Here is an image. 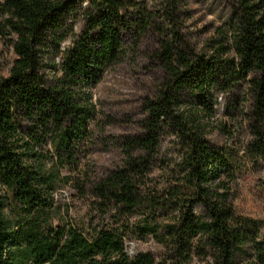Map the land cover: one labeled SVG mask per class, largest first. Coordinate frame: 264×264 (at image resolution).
I'll use <instances>...</instances> for the list:
<instances>
[{"label": "trees", "instance_id": "obj_1", "mask_svg": "<svg viewBox=\"0 0 264 264\" xmlns=\"http://www.w3.org/2000/svg\"><path fill=\"white\" fill-rule=\"evenodd\" d=\"M70 1L75 0H0V13L8 16L5 23L13 35L15 55L7 74H0V264H155L149 253L128 256L123 237L116 230H84L61 218L54 223L57 175L29 162L40 155L34 145L47 143V137L56 135L58 140L51 143L59 161L72 164L67 148L74 132L69 123L82 127L84 114L68 85H94L104 68L118 59L124 32L140 39L152 29L158 35L153 58L162 72L160 87L154 98L145 102L146 117L140 132L127 142L140 154L128 159L116 180L99 185L100 204L129 213L147 200L164 215L172 211L173 216L147 228L175 248L171 264H182L193 241L204 243L217 264H238L246 245L254 248L264 264V244L251 232L234 226L236 215L227 194L209 189L208 174L214 177L216 168L207 167L210 163L226 166L224 158L175 107L177 91L199 82L204 92L209 76L227 82V88H237L242 81L251 100L250 146L264 156L260 127L264 121V1L238 0L234 6L230 45L235 60H229L218 53L208 59L195 56L172 13L170 29L164 30L151 14L130 13L128 6L133 4L127 0H95V12L88 16L84 33L63 56L60 86L46 85L37 73L36 47L47 26ZM23 120L37 124L39 132L31 134L32 142L26 140ZM164 128L185 144L180 169L184 174L145 198L142 178L149 165L144 160L155 155ZM198 206L204 218L196 215Z\"/></svg>", "mask_w": 264, "mask_h": 264}, {"label": "rangeland", "instance_id": "obj_2", "mask_svg": "<svg viewBox=\"0 0 264 264\" xmlns=\"http://www.w3.org/2000/svg\"><path fill=\"white\" fill-rule=\"evenodd\" d=\"M127 1L133 4L128 6L130 13H149L164 30L170 29L172 13L195 56L208 59L218 53L223 59L235 60L230 29L238 0ZM249 1L259 4L264 0ZM95 8V0L66 2L60 15L43 32L36 47L37 73L46 85L60 86L63 56L72 42L84 33L86 20L94 14ZM7 17L0 13V74L3 75L15 59L11 45L13 35L5 23ZM157 36L154 29L140 39L124 32L118 59L104 68L94 85H68L75 91V101L84 114L82 127L69 123V130L77 136H71L67 148L73 156L72 164L59 161L51 143L58 140L56 135L47 137V143L34 145L40 155L29 162L33 167L40 166L45 172L57 175L53 192L54 223L61 218L84 230H116L123 237L128 256L149 253L155 264H171L175 248L147 228L155 221L173 216L172 211L164 215L163 210L153 208L146 200L132 212L122 213L116 208H104L98 195L100 184L116 180L117 172L125 167L128 159L140 154L139 150H131L127 142L140 132L146 117L145 102L153 99L160 87L162 72L153 58ZM207 78L204 92L200 91L199 82L177 91L176 110L226 162L224 167L214 163L207 167L216 168L214 177L208 174L210 191L225 192L236 215L234 226L251 232L264 244V156L250 146L253 140L250 95L242 81L237 88H227V82ZM22 126L26 140L32 142L31 134L39 132L36 122L23 120ZM71 127H77V133ZM260 127L264 132V121ZM185 151L183 141L164 128L155 155L144 160L149 165V172L142 178L145 198L184 174L180 169ZM195 213L200 218L205 217L199 206ZM182 264L217 262L204 243L193 241ZM238 264H260L251 245L245 246Z\"/></svg>", "mask_w": 264, "mask_h": 264}]
</instances>
